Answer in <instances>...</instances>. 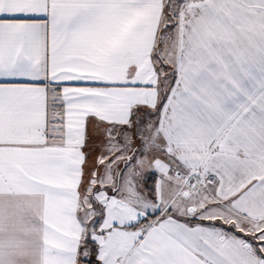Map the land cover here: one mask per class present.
Returning <instances> with one entry per match:
<instances>
[{"label":"snow or ice","instance_id":"obj_1","mask_svg":"<svg viewBox=\"0 0 264 264\" xmlns=\"http://www.w3.org/2000/svg\"><path fill=\"white\" fill-rule=\"evenodd\" d=\"M0 264H264V0H0Z\"/></svg>","mask_w":264,"mask_h":264}]
</instances>
